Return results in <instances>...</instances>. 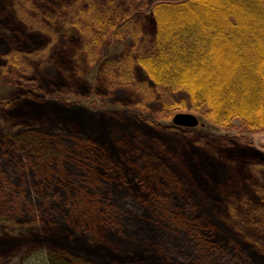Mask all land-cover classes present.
<instances>
[{"label":"rangeland","instance_id":"1","mask_svg":"<svg viewBox=\"0 0 264 264\" xmlns=\"http://www.w3.org/2000/svg\"><path fill=\"white\" fill-rule=\"evenodd\" d=\"M14 5L16 0H0V207L13 221L0 224V264H252L258 248L247 240L249 233L228 222L227 203L243 196L259 203L246 171L232 160L263 166L264 133L239 119L231 130H221L199 117L201 125L184 131L169 129L171 122L143 121L156 105L144 113L129 91L98 84L100 63L121 55L128 41L106 42L93 66L79 52L76 30L60 25L70 54L76 46L73 55L53 49V59L33 62L46 50L48 36L31 31ZM14 48L33 62L27 81L34 80L36 93L6 67L4 57ZM137 74L145 78L140 69ZM12 182L20 183L18 194ZM36 183L43 196L29 193ZM25 203L32 205L22 209ZM13 204L17 211L7 209ZM136 218L162 225L165 235L137 236ZM178 218L203 228L184 226ZM104 221L110 224L106 231ZM52 222H60L57 229L43 225ZM172 232L181 240L193 237L205 253L186 251L181 240L170 238ZM161 242L171 251L161 253Z\"/></svg>","mask_w":264,"mask_h":264},{"label":"trees","instance_id":"2","mask_svg":"<svg viewBox=\"0 0 264 264\" xmlns=\"http://www.w3.org/2000/svg\"><path fill=\"white\" fill-rule=\"evenodd\" d=\"M16 1L14 11L29 24L30 30L48 36L46 50L40 51L33 62L48 59L53 49L73 55L76 46L70 54L67 48L70 44L59 37L60 25L76 30L79 52L93 66L106 42L112 39L128 41L121 55L106 58L100 63L98 84L129 91L134 96L135 108L142 112H149L151 105H156L152 118L146 116L143 121L151 125L161 124L159 121L171 122L169 129L184 131L188 129L176 126L173 118L178 113H193L221 130H231L233 121L239 119L251 131L264 133V0ZM226 56L230 58L229 64H226ZM28 57L19 48H14L4 59L20 85L28 92L36 93L37 84L34 80L27 81L34 70ZM51 57L50 60L53 59ZM137 69L142 71L144 79L138 76ZM106 90L109 92L110 88ZM183 93L185 96H181ZM239 160L234 159L232 163L235 168L246 171L248 180H245L253 185L259 203L253 204L245 196L228 201L227 220L235 224L238 231L249 233L247 240L257 246L258 252L251 255L254 257L252 264H264V239L260 238L264 237V175L261 174L264 165L253 161L243 164ZM12 183L16 184L13 190L18 194L20 183ZM8 184L13 185L11 181ZM33 187L29 188V193L33 189L44 195V188L38 183ZM15 199L13 196L11 202ZM28 205L32 204L25 203L21 207L24 209ZM17 207L13 204L7 209L17 211ZM1 212L0 207V224H13ZM174 215V218L178 217ZM143 216L149 217L148 214ZM136 220L140 221L134 222L141 232L137 236L148 232L165 235L162 225H154L145 218ZM36 221L41 223L40 219ZM178 221L198 231L203 228L183 218H178ZM59 223L43 225L55 230ZM107 225L110 224L104 221L105 231ZM249 227L257 231L255 235L248 230ZM172 234L170 238L181 240L178 233ZM184 234L189 235L190 232L185 230ZM140 240L143 241L142 238ZM194 240L193 237L183 238L180 243L188 252L204 254L205 248L199 242L194 245ZM157 249L163 254L171 251L164 242ZM71 261L90 264L79 259ZM70 263L66 261V264ZM230 263L223 260L221 264Z\"/></svg>","mask_w":264,"mask_h":264},{"label":"water","instance_id":"3","mask_svg":"<svg viewBox=\"0 0 264 264\" xmlns=\"http://www.w3.org/2000/svg\"><path fill=\"white\" fill-rule=\"evenodd\" d=\"M176 126L185 128H196L201 124L200 118L193 113H178L173 118Z\"/></svg>","mask_w":264,"mask_h":264}]
</instances>
